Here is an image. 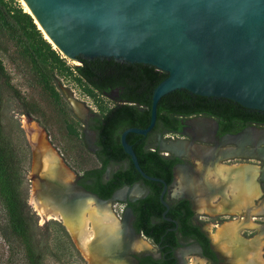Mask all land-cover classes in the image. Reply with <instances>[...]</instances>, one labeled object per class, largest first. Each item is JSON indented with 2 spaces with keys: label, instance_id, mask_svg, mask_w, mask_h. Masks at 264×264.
I'll list each match as a JSON object with an SVG mask.
<instances>
[{
  "label": "water",
  "instance_id": "95a60500",
  "mask_svg": "<svg viewBox=\"0 0 264 264\" xmlns=\"http://www.w3.org/2000/svg\"><path fill=\"white\" fill-rule=\"evenodd\" d=\"M25 2L34 15L29 13L38 19L58 49L71 59L80 61V56L87 59L113 58L120 62L149 64L167 73L153 91L150 124L146 128L129 127L121 135L124 151L131 157L135 168L144 178L163 184L160 200L166 207L164 216L170 207L168 192L175 182L176 170L182 167V164L175 165L173 181L168 184L162 178L144 172L133 146L127 141L129 132L147 135L153 129L160 99L172 91L186 89L197 95L227 98L247 108L264 111V0H25ZM68 93L73 96L72 92ZM118 103L122 104L125 101L119 100ZM197 118L212 119L202 114L185 119L182 138L161 141L160 149L165 155L174 154L179 158H188L195 162V169L200 159L206 165L245 157L264 161L262 146L264 137L255 142L242 144L243 151H250L252 146H255L262 154L258 157L234 150L232 154H221L211 158L214 150L236 147V140L247 129L254 128L264 132V125L247 126L237 134H227L218 140L213 134V129L207 137L195 133V128L189 121ZM178 142L188 148L209 150L210 155L200 158L182 151L177 152L169 147L171 143ZM33 169L39 183L51 188L53 182L48 177L50 169L44 168V161L40 157ZM109 169L110 167L106 171L107 177ZM73 175L68 185L61 181L56 183L62 188L59 194L65 195L66 190L70 192L74 190L79 194L107 202L117 199L116 193L121 189L139 186L138 183L132 187L125 185L114 191L110 198L103 199L85 187L78 186L77 176L74 173ZM138 197L129 199L134 201ZM183 197L191 200L193 210L196 211L193 197L182 194L177 198ZM133 215L132 208L126 207L125 219L128 225ZM249 216L248 212L245 217ZM211 247L222 260L219 264H224L226 257L214 248L212 240ZM128 251V256L135 252L131 249ZM200 251L202 255V250Z\"/></svg>",
  "mask_w": 264,
  "mask_h": 264
},
{
  "label": "trees",
  "instance_id": "16d2710c",
  "mask_svg": "<svg viewBox=\"0 0 264 264\" xmlns=\"http://www.w3.org/2000/svg\"><path fill=\"white\" fill-rule=\"evenodd\" d=\"M12 43L19 56L31 61L36 81L49 90L56 100L59 94L52 85L54 72L73 76L86 92L94 97L107 94L118 88L120 98L125 101L111 107H101L91 119V128L97 131L96 151L100 166L85 170L81 176L90 180L85 184L87 190L108 199L114 191L140 182L150 188V193L136 202L126 201L136 215V227L147 238L160 247L162 256L144 258L150 264H175L174 249L179 246L180 237L194 238L203 247L204 253L217 261L211 247V239L200 224L193 222L194 211L188 199L171 200L166 217V207L160 200L163 184L144 178L135 168L131 157L124 151L121 143L123 131L129 127L146 128L151 120L152 96L155 87L167 76L166 72L145 63L120 62L111 58L87 59L79 57L81 65L71 67L61 51L45 38L38 28L35 18L24 10L15 0H0V200L5 206L11 232L18 239L27 264H44L35 241L34 224L29 216L26 201V170L24 161L30 156L27 147L18 146L5 131L3 119V94L9 92L32 116L33 106L24 99L20 91L12 84L1 52L7 53L5 43ZM5 43V45L3 44ZM204 113L220 119L222 132L236 133L250 123L264 124V111L247 108L227 98L197 95L186 89H178L164 95L157 105V120L147 134L129 132L127 141L133 146L141 168L147 174L162 178L171 184L174 178V166L181 158L161 153L154 144L157 131L182 129L181 116ZM235 122L239 126L231 129ZM69 129L78 134L76 127ZM114 164L119 168L112 171L108 179L105 172ZM126 164V166H124ZM167 196V195H166ZM177 223V228H176ZM173 228V229H171Z\"/></svg>",
  "mask_w": 264,
  "mask_h": 264
},
{
  "label": "bare ground",
  "instance_id": "6f19581e",
  "mask_svg": "<svg viewBox=\"0 0 264 264\" xmlns=\"http://www.w3.org/2000/svg\"><path fill=\"white\" fill-rule=\"evenodd\" d=\"M21 1L24 10L33 14L25 0ZM34 18L47 40L55 48H58L38 19ZM70 97L76 113L83 116L85 113L84 106L74 100L71 95ZM189 122L195 128V133L198 136H209L213 128V122L208 119L197 118ZM23 126L32 141L40 139V133L44 136L40 126L34 122L25 119ZM263 137L264 132L254 128L247 129L236 140V147L214 150L212 157L221 154L229 155L234 150L241 152L243 151V143L255 142ZM169 147L177 152L182 151L200 158L209 156L211 152L198 147L188 148L181 142L171 143ZM243 153L257 157L262 155L255 146L250 151L244 150ZM39 157L44 161V168L50 169L48 177L52 179L53 183L50 185L51 188H46L35 179L32 190L34 208L43 218H54L61 221L83 254L91 260V263L131 264L128 258V249L135 252L152 249V245L145 238L129 236L127 220L122 221L118 218L110 201L102 202L93 196L75 193L72 190L71 192L66 190L65 195L58 193L62 188L56 183L61 181L68 185L74 175L67 169L62 158L53 147L45 143L36 152L34 167H36ZM262 174L263 171L257 165L248 163L230 166L222 163L206 165L202 159L198 161L194 173H190L184 167H178L176 170L173 195L188 194L192 196L195 209L198 212L242 215L239 219L223 224L210 235L214 248L226 257L224 264H264L262 257L264 253V226H256L251 215V217L243 218L247 216L248 212L251 214V210L253 215L264 213V201L259 200L262 189L258 181ZM210 191H214L212 199L216 197V194H222V200L217 204L211 202L212 200L207 198V193ZM128 193L129 190L124 188L116 193V197L124 199ZM130 193L138 195L141 192L138 187H135ZM255 199H258L260 203L254 205ZM250 226L258 227L260 234L247 240L242 237L241 231ZM191 263L208 264L201 257L195 258Z\"/></svg>",
  "mask_w": 264,
  "mask_h": 264
},
{
  "label": "rangeland",
  "instance_id": "374dc122",
  "mask_svg": "<svg viewBox=\"0 0 264 264\" xmlns=\"http://www.w3.org/2000/svg\"><path fill=\"white\" fill-rule=\"evenodd\" d=\"M15 3L23 7L21 0H15ZM5 43L8 47V52H1L5 69L11 78L12 84L20 91L21 95L30 106H33L32 116H30L24 113L25 108L20 106L19 101L12 97L9 92H4L3 94L5 131L13 138L18 146L23 149L25 146L30 152V156H28L26 162L24 161L25 167H27L26 170L28 171L26 177V201L29 216L34 224L35 241L41 253L42 261L44 264H93L91 260L83 254L82 250L73 240L66 226L61 221L54 218H43L35 210L32 202L33 183L36 179L33 169L35 165L34 160L36 152L46 143L57 151L64 165H66L67 169L71 170L77 178L80 177L85 170L100 166V161L96 154V133L88 126V121L90 122L96 112H101L100 105L106 108L115 105V93L101 95L97 93L92 97L86 92V86L78 83L73 76H65L55 71L52 85L59 94V99L56 100L49 90L45 89L36 81L37 75L35 71H33L34 68L31 65V61L19 56L16 47H14L12 43H8L6 40ZM5 43L3 42L4 45ZM61 54L66 58L67 65L71 67L81 65V61L78 59H71L62 52ZM68 92H72V98L84 106V115L86 116L83 115V117L76 113ZM25 119L38 124L44 136L40 133V139L36 141L30 140L23 126ZM69 125L76 127L78 134L72 132L69 129ZM171 137L178 138V136L173 134H162L157 144L160 146L162 140L172 139ZM262 146H264V143H262ZM222 163L228 165L248 163L259 166L263 171L262 177L258 179L260 188L262 189V195L259 200L264 201V161H260L254 157H245L233 158L230 161L226 160ZM118 168L119 165L111 166L109 175ZM173 186L174 185H171L169 190V200L178 197V195H173ZM134 188L135 187L128 189L129 193L124 200L118 198L110 200L112 209L120 220H123L126 214V200L140 195H133L130 193ZM213 192L214 191H210L207 193V198H209L210 201L212 200L211 202L214 204H217L222 200V194H216V197L212 199ZM260 201L255 199L253 204L257 205ZM195 212V222L200 224L209 235L223 224H226V222H231L242 216L235 213L210 214L198 212L197 210ZM250 215L253 216L254 219H252V221L256 226H264V213L253 215L251 210ZM259 234L260 230L255 226L245 227L241 231L242 237L247 240L253 239ZM138 237L148 240L152 245V249L148 251L158 254L155 245L150 239L143 235H139ZM200 250L199 244L195 241H184L178 249V253L181 254L180 258L183 259L182 261L184 264H192L191 261H194L195 258H202ZM262 255L264 259V253ZM0 264H27L21 245L11 232L7 220L6 209L1 200Z\"/></svg>",
  "mask_w": 264,
  "mask_h": 264
},
{
  "label": "flooded vegetation",
  "instance_id": "af4514ba",
  "mask_svg": "<svg viewBox=\"0 0 264 264\" xmlns=\"http://www.w3.org/2000/svg\"><path fill=\"white\" fill-rule=\"evenodd\" d=\"M111 93H115V96H116V102H115V104H119L118 103V101L119 100H122L121 98H120V91H119V89L118 88H115V89H113V90H111L110 92H107V94H111ZM124 101V100H123ZM199 114H202L203 116H205V117H212V119L211 120H213L212 122H214L213 123V134H214V136H215V138H217L218 140L219 139H221V137H223L224 135H227V134H237V133H239V132H241V131H243L246 127H244L241 131H239V132H236V133H232V132H222L223 131V129H224V126L222 127L221 125H220V119L218 118V117H216V116H210V115H207V114H204V113H199ZM199 114H192V115H190V116H181L180 118H181V123L183 124L182 125V129L180 130V131H174V130H169V129H164V130H160V131H157L156 132V134H155V137H154V144L156 145V146H158L159 147V149H160V146L157 144V142H158V140L160 139V137L162 136V134H164V135H166V134H173V135H175V136H178V138L180 137V138H182L183 137V134H182V131L184 130V128H185V123H184V120L185 119H187V118H189V117H191V116H196V115H199ZM239 124H240V122H235V124H233L232 125V128L231 129H234V128H236V127H238L239 126ZM262 125V124H261ZM261 125H259V124H256V123H250L248 126H261ZM264 125V124H263ZM88 126L91 128V120H90V122L88 121ZM91 130H93V131H95V133H96V139H95V144H96V147H97V150L99 149V147H98V145H97V131L95 130V129H93V128H91ZM171 138H173V139H177V137H171ZM190 138V137H189ZM161 151V150H160ZM161 153L162 154H164L162 151H161ZM165 155V154H164ZM169 156H172V157H178V156H175L174 154H170ZM179 158V157H178ZM177 164H179V163H177ZM176 164V165H177ZM181 164H182V167H184L187 171H189L190 173H194V171H195V162H191L188 158H181ZM114 165H116V164H114ZM124 166H126V164L124 165ZM108 167H111V166H108ZM108 167H107V169H108ZM175 167V166H174ZM107 171V170H106ZM192 171V172H191ZM111 175V174H110ZM110 175L107 177L106 176V172H105V178L106 179H108L109 177H110ZM91 183V181L90 180H85L82 176H80V177H78L77 178V185L78 186H83V187H85V184H90ZM136 183H138L139 184V186H138V188L140 189V195H139V197L136 199V200H134V201H132V200H130V199H127V200H129V201H132V202H136L137 200H139L140 198H144L145 196H147L149 193H150V188L149 187H147V186H143L140 182H136ZM136 183H134V184H136ZM161 183V182H160ZM134 184H132L131 185V187L134 185ZM86 188V187H85ZM87 189V188H86ZM74 191V190H73ZM75 193H77L76 191H74ZM168 195H169V192H168ZM181 199H188L189 201H190V204H191V208L193 209V206H192V202H191V200L189 199V198H175V199H173L174 201H178V200H181ZM171 200H169V202H170ZM170 204V203H169ZM125 205H126V203H125ZM127 206V205H126ZM128 207V206H127ZM170 208V207H169ZM133 210V209H132ZM194 211V210H193ZM194 213L196 214V212L194 211ZM133 218H132V221H131V223L128 225V222L126 223L127 224V227H128V230H129V236H131V237H135V236H138L139 234H141V235H143V236H145L142 232H139L138 230H137V227H136V215H135V213L133 212ZM167 214V213H166ZM194 214V218H193V222L194 223H196L195 222V215ZM164 216V215H163ZM125 217H126V214L124 215V219L123 220H127V219H125ZM165 217V219L166 220H168V221H173V219L172 218H170V217H166V215L164 216ZM167 218H169V219H167ZM122 220V221H123ZM196 224H198V223H196ZM176 228H177V223H176ZM171 229H173V228H171ZM202 229H203V227H202ZM204 230V229H203ZM205 231V230H204ZM206 232V231H205ZM146 237V236H145ZM147 238V237H146ZM148 239H150V238H148ZM151 240V239H150ZM152 241V240H151ZM184 241H195L196 243H198L199 244V246H200V249L202 250V258H206L207 259V263L209 264V263H211V264H219L220 262H221V259L218 257V255H217V253L214 251V253H215V256H216V259H218L217 261H215V259H213L212 257H210V256H208V255H206L205 253H204V250H203V247H202V245L196 240V239H194V238H187V239H184V238H182V237H180V240H179V246H177L175 249H174V256H175V258H176V263L175 264H184L183 263V259H181L180 257H181V254H179L178 253V249L180 248V246H181V244L184 242ZM153 242V241H152ZM153 244L155 245V247H156V251H157V253L158 254H155V253H152V251H148V253H145V251H138V252H132L131 253V255H129L128 256V258H129V260H130V262H131V264H135V262L134 261H136L137 263L136 264H150L149 262H147V261H145L144 260V258H146V257H148V256H151V257H153V258H155V259H157V258H160L161 256H162V252L160 251V247L156 244V243H154L153 242ZM129 253V252H128Z\"/></svg>",
  "mask_w": 264,
  "mask_h": 264
}]
</instances>
